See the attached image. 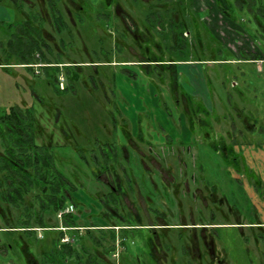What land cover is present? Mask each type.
Wrapping results in <instances>:
<instances>
[{"label":"rangeland","instance_id":"374dc122","mask_svg":"<svg viewBox=\"0 0 264 264\" xmlns=\"http://www.w3.org/2000/svg\"><path fill=\"white\" fill-rule=\"evenodd\" d=\"M137 1L119 0L120 7L135 19L136 32L143 33L144 38L146 35L152 44L156 39L159 43L162 37L164 40L159 43L160 46H147L145 42L133 46L130 34H126L124 41L119 40L124 42L127 50H117L113 47V39L126 27L119 18L115 19L114 28L97 26L94 37L86 34L85 26L74 21L73 7L67 0H63L61 6L64 16L73 26L74 35L71 38L73 46L61 53L62 58L75 62L85 61V64L75 63L76 67L61 70L66 76L65 90H59L56 83L50 82L43 71L32 74L33 70L23 67L0 68V108L7 109L10 105L31 107L35 121L33 142L52 147L56 168L71 178L76 186L84 185L87 192L96 196L107 190L103 183L106 179H111L122 204L127 209L134 210L142 223L154 225L152 231L161 235V239L150 244L153 259L149 264H261L264 246L251 234L253 231L258 233L261 229L222 228L224 232H220V237L215 238L212 243L216 258L213 257L208 262L203 257H197L204 255L199 237L194 236L195 233L198 234V228H191L194 229L192 232H189L190 228H186L188 230L181 231L178 237L179 228L176 227L181 223L194 224L211 222L210 220L215 223H233L240 220L237 212L230 211L226 205L215 207L217 203L212 204L207 188L199 178L203 175L200 172H205L209 184L217 185L222 188V193H227L223 187L227 188L228 175L223 167L225 159H232L233 153L229 148L231 139L242 142V129L245 130L242 107L246 108L244 112L247 116L252 114L256 120L255 129L250 132L251 137L264 140V104L261 100L255 105L259 102L258 99L264 97V64L263 72H258L255 63H235L223 67L212 63L210 58L224 53L223 46L234 52L239 47L248 52L253 51L254 38H250L244 30L251 34L254 32V16L264 18L261 13L264 0H242V4L239 3L242 7L234 0H227L228 11L234 18V23L226 19L222 12L221 15L218 14L214 0H193V5L191 0H183L182 13L187 28L184 29L183 36L178 34L183 30L180 27L175 32L185 41L190 39L192 42L188 49H184L183 55L175 49H169L173 40L168 27L165 26V32L157 33V24L143 23V19L151 11L161 12L163 17L165 13L168 18V14L172 13L171 7L176 5L175 0H164V4H152L154 0H150L149 7L148 3L142 2L146 0ZM38 8L42 9L45 17L44 31L52 34L53 30L49 27L45 14V4ZM189 32H194V37ZM260 33L258 30L254 43L264 53V37ZM98 37L100 42L96 43L95 39ZM100 44L110 50L107 60L112 63L95 67L88 65V61L102 60L103 54L98 51ZM53 53L56 55L57 52ZM49 58L52 60V56ZM150 59L152 62H147ZM164 60L189 63L181 64L186 76L183 77L185 82L181 83L182 86L172 70L155 68V64L165 63ZM122 61L129 63L119 65L118 62ZM200 63H205L207 74L213 77V82L219 81L213 75L214 69L233 71L238 81L237 87L231 88L229 82L225 85L232 93L222 90L218 82H215L218 85L213 83V88H210L205 82ZM241 68L244 73L242 80L239 76ZM222 85L224 87V81ZM185 90L200 94L195 95L196 99L192 100L193 107H198L194 114L191 113L192 106L184 98ZM242 94L245 101L242 100ZM103 143L117 145V164L104 166L98 152V145ZM198 147H201L199 153ZM213 148L217 152L219 149L222 154H213ZM80 159L84 160L93 175L85 169ZM92 159H96L99 166ZM202 159H207V162ZM200 165L204 171L200 169ZM108 168L111 172L106 171ZM196 175L198 181L194 177ZM192 192L199 196L198 201L190 195ZM79 198L88 205L85 206L86 211L84 208L80 213L76 211L77 217L86 222L90 219L97 221L93 213L101 208L99 204L95 200L90 202L89 196L86 199L81 193ZM228 198L232 204L231 193ZM235 205L242 208L238 203ZM197 209L200 216L197 215ZM190 213L192 220L188 219ZM177 214L182 219L177 218ZM98 222L101 223L100 220ZM164 225H169V228H159ZM0 226H3L1 221ZM20 233L23 238H28ZM192 235L195 238L193 241ZM10 237L0 232V264H27L25 255L28 260L34 258L39 263L40 242L33 244L30 236L33 246H15L14 237L9 239ZM6 243H10L12 247L9 248ZM134 243L129 245L128 251L136 257L141 252L140 238H136ZM182 246L190 247L194 258L190 254L183 255ZM28 250L33 252L31 256L27 254ZM107 260L110 264H126L122 260L117 261L114 256Z\"/></svg>","mask_w":264,"mask_h":264},{"label":"trees","instance_id":"16d2710c","mask_svg":"<svg viewBox=\"0 0 264 264\" xmlns=\"http://www.w3.org/2000/svg\"><path fill=\"white\" fill-rule=\"evenodd\" d=\"M225 1L226 8L223 7L224 3L222 4L221 0H216V2H218V12H222L224 17H227L226 19H230V21L234 23V18L231 17L228 11V2L227 0ZM234 1L237 4H242V0ZM240 7H242V5H240ZM261 13L264 15L263 7L261 8ZM253 14L256 15L255 12H253ZM254 19V28H252L254 32L249 34L248 30L244 31H246L245 33L250 38L257 40L258 30L261 32L260 35L264 37V18L260 19L254 16ZM171 23L174 24L171 26V33H174L176 28L178 29L180 27L183 30H180L178 34L183 36L182 34L185 32L184 29H186L187 26L180 25L178 27L174 20H171ZM31 28L30 25L23 28L22 39L21 41L19 40L20 42H18L15 47L17 48L19 46L20 48L18 53L20 54V60L23 64L31 63L32 59L35 58L34 54L36 51L33 50L34 43L31 40V34L34 30L31 31ZM170 37L173 40L174 36L172 34ZM254 40L252 43L254 44V46H252L253 51L248 52L244 50L243 47L242 49L239 47L234 52L223 46L225 52L217 54L215 58L212 57L210 60L212 63L222 65L223 67L235 63L256 64V60L264 59V53L255 45ZM15 48H13V50H15ZM174 49L177 50L180 55H183L186 47L184 44L182 47L176 45ZM227 56H230V58H227ZM165 64H155V68L158 70V68L164 67V71L172 70L178 78L177 82L182 86L181 83L185 81H180V73H182L183 77L186 78V76L184 69L181 68L183 67L181 64L189 63L169 62ZM26 67L32 70L31 66ZM200 67L203 76L205 75V82L210 88H213V83L215 82H218L219 87L227 93L233 92L226 88L225 85L228 82L231 88L237 87L238 81L235 79L236 75L233 71L214 69L213 75L215 74V78H218L219 81L213 82V77L211 78V76L207 74L205 63L203 65L200 63ZM43 70L45 76L50 79V81L53 80L51 77H56L59 72V69L56 70L45 67H43ZM258 72H263V66ZM239 73L242 80L244 74L242 68ZM223 81L225 88L222 85ZM218 84L215 83V85ZM170 91L172 90L170 89ZM185 93L184 98L186 102L192 106L191 113L194 114L198 107H196L197 109L193 107L192 100L196 99V97L189 94L186 90ZM242 100L245 101L243 94ZM245 110L246 108L242 107V117L245 121V130L242 129V142L249 141V134L255 129L256 124L253 115L250 114L251 116H247L244 112ZM33 127H35V121L31 107L10 105L7 109L0 108V219L3 224L0 228H4L2 230L3 234L5 236H11L9 239L14 237L16 241L15 246H33L30 242V236H32L31 239L33 240V244L37 243L36 241H38V243L40 242L41 250L39 252V264H110L107 258L112 256L116 249L119 250L120 247V256L124 262H127L129 258L127 254L129 253L128 237H131L129 230L120 228L116 231L113 227H100L101 225H127L131 222L127 214H122L119 207L121 202L117 194L109 189L103 194H98L96 196L90 193L92 194L91 197L93 201L95 200L97 203L100 202L102 204L101 214L103 221H101V223L98 221L93 222L91 219L87 222L81 221L76 214L65 212L64 209L69 205L79 208V193L83 194L80 190L81 187L76 186L71 178L66 177L65 174L56 168L52 155V147L45 144L38 145L33 142ZM235 141L236 139L234 138L230 144ZM98 148L104 166H110L113 161L116 162V149L114 146H111V143H103L98 145ZM230 150L232 151L231 146ZM232 159H237V156L233 154ZM92 160L93 163L97 165L96 159ZM106 206L109 207L107 208ZM79 211L82 212L81 210ZM59 212H61L60 218L57 217ZM61 226L66 227V229L58 228ZM94 226L99 227L94 228ZM33 227H43L41 238L36 236L37 232ZM16 231L19 232L16 233ZM20 232L28 238H23ZM17 234L18 237L16 236ZM64 237L70 238L71 241H63L62 238ZM6 245L9 246V248L12 247L10 243H6ZM123 252L126 254H122ZM28 253L31 254V251L28 250ZM27 264H32V262L27 259Z\"/></svg>","mask_w":264,"mask_h":264},{"label":"flooded vegetation","instance_id":"af4514ba","mask_svg":"<svg viewBox=\"0 0 264 264\" xmlns=\"http://www.w3.org/2000/svg\"><path fill=\"white\" fill-rule=\"evenodd\" d=\"M62 1L63 0H0V68H4V69L14 68V67L27 68L26 66H31V69L33 70L32 74H37V73L39 74V72L41 73L42 71L44 72L43 67L52 68V69H56V70L59 69V72L56 75V77H51L53 80H51L50 82H53V83L56 82L59 90L65 89V87H66V85H65L66 76H65L64 72L61 70L63 68H69L70 66L77 65L75 63H84L85 64V61L75 62V60L74 61L68 60V59L64 60L62 58L63 56L61 53L65 52L66 48H70L73 46V44L71 42V38L74 35L73 31H72L73 26L70 25L69 21H67L65 16H64V11H63L62 6H61ZM133 1L136 2L137 0H132V2ZM149 1L150 0H146L145 2L144 1H142V2L144 4L148 3V7H149L151 5L149 3ZM67 2L71 5V7H73L72 8L73 9L72 15L74 16V21L76 23H79L82 26H85L86 34L89 33V34H91V36H94V37H96V35L94 33L96 32L97 26L106 25L110 28H114V21H115V19L119 18L125 24L126 27L124 28V31H121L120 33H118L116 35V37H114V39H113V42H114L113 47L116 48L117 50L118 49L127 50L126 48H124L125 44L123 42L126 34H130L129 37H131V45H133V46H134V44L139 43L138 45H140V43L145 42V45H147V46L148 45L149 46L154 45V46L158 47V46H160L159 43L164 40L161 37V39H159L160 40L159 43H158V40L156 39V42H154L152 44L151 40L147 39L146 35L144 38V36L142 35L143 33L136 32L137 27L134 23L135 19H133L129 15V13H127L126 11H124L120 7L119 0H67ZM135 2H134V4H135ZM194 2L195 1L191 0L192 5L194 4ZM155 3H163L164 4V3H166V1L154 0V2H152V4H155ZM214 3L217 7L216 0H214ZM223 3L225 5L226 1L223 0L222 4ZM41 4H45L46 10H47L45 14L47 15L49 23H50L49 27H51L53 30L52 34L48 31L47 32L44 31L45 17L43 15L42 9L38 8ZM175 4L176 5L174 8L171 7L172 13L168 14V18L165 17L167 15L165 13H163L164 14V17H163L161 12L151 11L150 13L147 14L145 20L143 19V23L145 24V22H146V25L157 24L158 25L157 33L165 32V26H166L169 28V34L171 33V31H170L171 26L174 25L173 23H171V20H174L175 24L178 27L180 25L186 26V20L184 19L185 17L183 16V13H182V7L184 4V1L183 0H175ZM166 9H165V12H167ZM204 10H205V8H204ZM217 11H218V9H217ZM218 14L221 15V13H219V12H218ZM165 18H166V20H165ZM27 25H30L32 27L31 31L34 30V32L31 34V36H32L31 40L34 43V47H33L34 49L33 50L36 52L34 54L35 58L32 59L31 63L23 64L22 61L20 60V54L18 53L20 48H19V46L17 48H15V47L18 44V42L21 41L22 36H23V28ZM176 31H177V28H176ZM38 32H39V34H38ZM189 33H190L191 37H194V32H192V33L189 32ZM171 34L174 36V38H173L171 47L169 49H174V47L176 45L182 47L183 44L188 49V47L192 45V42L190 39H186V41H185L184 39H182V37H180L177 34V32L171 33ZM119 38L122 39L123 41H120ZM95 41H96V43L97 42L99 43L100 38L99 37L96 38ZM178 41H179V44H177ZM98 47L100 49L98 51L101 54H103L101 57L102 60H100V61L99 60L98 61H88V65H92L95 67V66L103 64V63H106V64L112 63L111 61L107 60V58L110 56V52H109L110 50L105 49L104 47H102L101 44ZM13 48H15V50H13ZM55 48H57V49H55ZM53 51L57 52L56 55H53L54 54ZM145 51L147 52L148 48H146ZM50 56H52V60L49 58ZM13 61H16V62H13ZM157 61L162 62L161 60H154V62H157ZM140 62H144V61H140ZM147 62H152V61L150 59ZM164 62L165 63H169V62L170 63H178V61H175V60H173V61L172 60L171 61L164 60ZM182 62H186V61H182ZM127 63H129V62L128 61L118 62L119 65H125ZM165 63H159V64H165ZM33 67H37V68H33ZM184 78H183L182 73H180V78H179L180 81H184L185 80ZM187 92L191 95H192V93H194L191 90L190 91L187 90ZM193 96H195V95H193ZM212 111H213V109H212ZM108 144H110V143H108ZM111 146L112 147L114 146V148L117 150V145L115 143H112ZM106 148H111V147H106ZM214 150L216 151V149H214ZM220 152L221 151L218 150L217 153L220 155V154H222ZM115 159H116V157H115ZM80 160H82L81 162H83L82 164L84 165L85 169H87V171H89V173H90L91 171H90V169L87 168L86 164L84 163V160L83 159H80ZM117 163H118V159H116V162L113 161V163L110 166H113ZM97 165H98V163H97ZM200 169L203 170L201 165H200ZM100 171H102L101 168H100ZM106 171L111 172L109 170V168L106 169ZM200 173L203 174V172H200ZM90 174H92V172ZM107 174H110V173H107ZM197 176L198 175L194 176L196 181H198ZM199 180H201V183L204 184V186H206L207 191H208L207 194L210 197L212 204L213 203L215 204V202L217 203L215 205V207H219L220 205H226L230 211L237 212L236 213L237 217H239L240 220H238V222H233V223H226V222L215 223V222H212V220H210L211 222H200V223L197 222L194 224L181 223L180 225H177L178 227H176V228H179L178 237H180L181 231L184 232L183 230H188L186 228H190L189 232H192L194 230L191 228H198L197 229L198 234L195 233L194 236L199 237L198 240L202 244L204 255L203 256H197V257L198 258L203 257V259H206L208 262H211L213 260L212 259L213 257L216 258L215 251L212 248V245H213L212 243H213V240L215 238L220 237L219 233L224 232V229H222V228H225V227H236V228L248 227L249 229H254V228L261 229V231H259L258 233H255L252 230L253 232L251 234L254 236V239H256L257 242L262 243V245L264 246V231H263L264 230V222L260 218L261 214L264 215V204H262V201L264 202V183L262 182V180L258 177H254V179H252V180L247 179L249 184L252 186V190H254L256 192V194L258 195V198H260V202L262 205L259 204V206L261 207L260 210L263 209V212H260V210L256 209L257 207L255 208L253 205H251L252 202L249 200V197L244 196V193H243L244 191H242V196L245 199L244 203L242 204L243 211L241 209L237 208L233 202H232V204H230L228 194L230 195V193H231V195L234 198H236V197L239 198V196H240L239 195V193H240V188H239L240 187V181L238 179H234V182H236V184H234V185H237V188H238V190H234V191L229 189L231 182L228 179L226 180L227 181L226 182L227 188L223 187V190H225L228 194L222 193L221 187H218L217 185H213V184H208L206 182L205 178L203 177V175H201V178H199ZM103 184L107 187V189H109V190H111L117 194V196L121 202L120 206H119L121 209V212H122V214H124V213L127 214L128 218L131 222L127 225H101L100 227L101 228L113 227L116 231L120 228L128 229L129 232L131 233V237H128L129 245L135 244L134 240L136 238H140L141 244H142L140 255L135 257L130 252L127 253L129 258H128V261L125 263L126 264L127 263H129V264H149L150 263L149 261L153 259V257H152L153 253L151 251L152 250L151 245H152V243H155V240L160 238L161 235L159 233H154L152 231V229L154 228L152 226H154V225H147L145 223H142L140 220V217L135 213L134 210L127 209L126 206L122 204V201H121L120 196L118 194L119 192L116 190L115 186L112 184V181L110 178H108V180L106 179ZM80 190L82 191V193L84 194L86 199L89 196L90 202H93V199L90 196L92 194H90V192H87L86 188H84V185L80 188ZM192 193H190V195L194 197V200L198 201L199 196L196 195L195 193H193V194ZM216 195H218V196H216ZM93 196H95V195L93 194ZM174 203H176V202L174 201ZM98 204L101 208L98 209V211H95L93 213L94 214L93 217H96V219L103 221L102 214H101L102 204L100 202ZM87 205L88 204L84 200L81 199L79 201V208L80 209L76 206L69 205L66 209H64V211L68 212V213L72 212V213L77 215V213L80 212L79 210L83 211L82 208H84V211H86L85 206H87ZM175 205H176V207L178 206L177 204H175ZM194 205L197 208L196 204H194ZM106 207L108 208L109 206H106ZM76 211H77V213H76ZM244 211H245V213H244ZM197 215L200 216L198 209H197ZM210 215H213V214L210 213ZM85 216L86 215H84V217ZM57 217L58 218L61 217V212H59L57 214ZM178 217L179 216L177 214V218ZM179 218L182 219V216H180ZM201 218L199 217V220H202ZM212 218L213 217L211 216V219ZM96 219H94V220H96ZM188 219L192 220L191 213H190V217ZM0 221L2 223L1 219H0ZM81 221H83V219H81ZM168 226L169 225H164V227H159V228H162V230H164V228H169ZM97 227H99V226H94V228H97ZM58 228L66 229V227H62V226L58 227ZM3 229L4 228H0V232H2ZM33 229H35L36 232L40 231L39 232L40 234L37 232L36 236L41 238L43 227H33ZM194 236L192 235V238H191L192 241L195 239ZM245 238L248 239L247 237H245ZM62 240L63 241H71L70 238H68V237H64V238H62ZM222 241L224 242V240H222ZM117 244H118V242H117ZM181 248L183 251V255L190 254L191 257L194 258V256L191 253L190 247L184 248V246H182ZM120 250H121V247L119 250L116 249V251L112 254V257L114 256V258H116L117 261L122 260V258L120 256L121 255ZM27 254H29L28 251H27ZM32 254H33V252H31V255ZM122 254H126V253L123 252ZM263 257H264V252H263ZM25 258H26V262H27V256L26 255H25ZM29 260H30V258H29ZM37 260L39 261V259H37ZM30 261L32 262V264L33 263L39 264L35 261L34 258H32V260H30ZM122 262H124V260H122ZM186 264H188V262H186ZM261 264H264V258L262 259Z\"/></svg>","mask_w":264,"mask_h":264},{"label":"crops","instance_id":"0c3cea01","mask_svg":"<svg viewBox=\"0 0 264 264\" xmlns=\"http://www.w3.org/2000/svg\"><path fill=\"white\" fill-rule=\"evenodd\" d=\"M202 94H205V93H202ZM192 95L198 96L200 94L199 92H197V93H192ZM258 100L259 102H256L255 105L260 103L261 100H262V104H264V97ZM248 139L249 141L247 142H241V141L239 142L236 140L232 144H229L232 148V153L237 156V159H225L226 164L223 167V170L226 171L228 175L227 178L230 182L233 183V185L236 184V182H234V179H238L240 181V187H239L240 196L239 198L233 197L232 202L234 204L238 203L239 205H242L245 200L242 196V191H244L243 192L244 196L249 197V200L252 202L251 205H253L255 208L257 207L256 209L260 210L261 207L259 206V204L262 205L264 204V202L262 201V204H261L260 198H258V195L256 194V192L252 190V186L249 184L247 179L252 180L254 179V177H258L264 183V140L262 141L256 140L251 137V134H249ZM200 148L201 147H198V153L200 152L199 150ZM213 154L217 155L218 153L215 150H213ZM213 154H212V157H213ZM209 156L211 157V155ZM210 157H206V158L209 159ZM207 159H202V161L207 162ZM209 160L213 161V159H209ZM203 175H204L206 182L209 184L205 172H203ZM233 185H230L229 189L232 191L238 190L237 185H234V186ZM240 209L243 211L242 208ZM260 212H263V209L260 210ZM260 218L264 222V215L261 214Z\"/></svg>","mask_w":264,"mask_h":264},{"label":"built area","instance_id":"2783aa9c","mask_svg":"<svg viewBox=\"0 0 264 264\" xmlns=\"http://www.w3.org/2000/svg\"><path fill=\"white\" fill-rule=\"evenodd\" d=\"M256 63H257V70H261L264 63V59L256 60Z\"/></svg>","mask_w":264,"mask_h":264}]
</instances>
